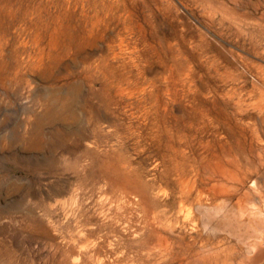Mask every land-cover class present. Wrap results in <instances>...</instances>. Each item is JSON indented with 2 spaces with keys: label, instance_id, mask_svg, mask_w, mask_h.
<instances>
[{
  "label": "rangeland",
  "instance_id": "rangeland-1",
  "mask_svg": "<svg viewBox=\"0 0 264 264\" xmlns=\"http://www.w3.org/2000/svg\"><path fill=\"white\" fill-rule=\"evenodd\" d=\"M258 208L264 0H0V264H264Z\"/></svg>",
  "mask_w": 264,
  "mask_h": 264
},
{
  "label": "bare ground",
  "instance_id": "bare-ground-1",
  "mask_svg": "<svg viewBox=\"0 0 264 264\" xmlns=\"http://www.w3.org/2000/svg\"><path fill=\"white\" fill-rule=\"evenodd\" d=\"M229 156V155H226ZM229 158L226 160L228 161ZM230 163H221L218 165V173L217 171L212 170L208 176L206 177V180L203 179V182L205 184L204 188L198 189L197 192L194 191L196 188H183L186 187L189 181L185 182V185L180 188L181 191L179 192V195L177 197L178 202V208L179 210L172 215L175 219H181L183 222H186L190 219V214L186 208L188 206L198 205L203 206V202L205 199L212 200V203H214L218 198H226L230 199L231 195L233 194L234 188L232 183V177L234 176V171L230 168ZM204 177V176H203ZM261 177H259L257 180H254L252 186L253 188H249L253 191H257L258 189H261ZM259 187V188H257ZM243 207H240V210L242 212L246 211L243 210ZM249 212V211H248ZM249 215L250 217H253L255 219H263L264 220V210L261 208H258L256 210H252ZM171 224V223H170ZM172 225V224H171ZM264 256V255H263ZM259 262L264 260L263 258L258 259Z\"/></svg>",
  "mask_w": 264,
  "mask_h": 264
}]
</instances>
